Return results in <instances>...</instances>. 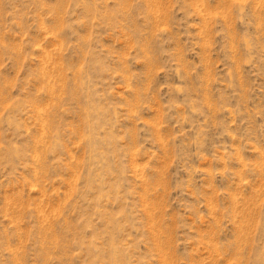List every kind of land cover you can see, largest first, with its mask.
<instances>
[{"label": "rangeland", "instance_id": "374dc122", "mask_svg": "<svg viewBox=\"0 0 264 264\" xmlns=\"http://www.w3.org/2000/svg\"><path fill=\"white\" fill-rule=\"evenodd\" d=\"M0 264H264V0H0Z\"/></svg>", "mask_w": 264, "mask_h": 264}]
</instances>
